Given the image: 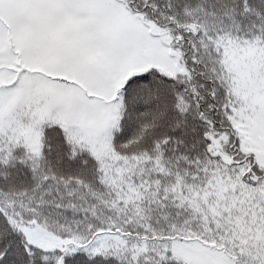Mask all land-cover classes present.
<instances>
[{
	"label": "snow or ice",
	"instance_id": "6c2138e0",
	"mask_svg": "<svg viewBox=\"0 0 264 264\" xmlns=\"http://www.w3.org/2000/svg\"><path fill=\"white\" fill-rule=\"evenodd\" d=\"M0 264H264V0H0Z\"/></svg>",
	"mask_w": 264,
	"mask_h": 264
}]
</instances>
